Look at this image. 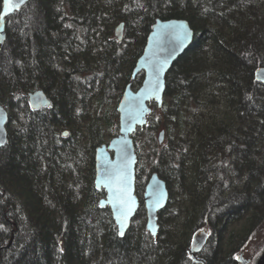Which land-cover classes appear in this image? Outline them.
<instances>
[{
  "label": "trees",
  "instance_id": "obj_1",
  "mask_svg": "<svg viewBox=\"0 0 264 264\" xmlns=\"http://www.w3.org/2000/svg\"><path fill=\"white\" fill-rule=\"evenodd\" d=\"M32 7L41 19L33 31ZM158 18L187 19L196 39L168 74L162 113L135 133L137 185L141 192L157 171L188 201L179 215L160 213L157 237L145 221L121 237L100 203L106 192L95 186V150L119 133L108 101L120 100L133 80ZM6 33L0 100L14 113L0 149V264H200L189 250L204 227L210 236L199 255L207 264L239 263L264 226V84L256 79L264 0H31L8 17ZM38 89L50 107H31ZM161 130L166 139L157 145Z\"/></svg>",
  "mask_w": 264,
  "mask_h": 264
},
{
  "label": "water",
  "instance_id": "obj_2",
  "mask_svg": "<svg viewBox=\"0 0 264 264\" xmlns=\"http://www.w3.org/2000/svg\"><path fill=\"white\" fill-rule=\"evenodd\" d=\"M31 0L21 3L2 5L0 13V47L6 39L7 19L9 16L24 9ZM187 33V36L178 34ZM126 34V22L123 21L115 28V36L123 41ZM196 39V32L190 22L184 18H158L149 33L142 55L138 58L133 80L140 73H144V80L138 89H134L133 80L127 84L118 104L119 133L109 142L98 146L95 150V186L104 189L106 196L101 199V206H109L118 227L119 235L125 237L137 216L142 202L137 194V165L139 156L134 135L139 127L149 122V116L154 111V105L162 108L166 101L168 84L167 77L179 59L184 56ZM256 79L264 84V66L256 71ZM29 102L33 109L50 107L52 100L43 90L38 89L29 94ZM10 111L0 100V149L9 139L8 124ZM69 130L63 135L68 136ZM166 130H161L158 141L163 144ZM111 172L109 177L106 173ZM123 172L126 176V215L120 212L121 204L117 199L118 183L116 176ZM146 207V228L151 235L157 237L161 228L160 213L170 202V190L167 181L157 171H153L145 186L143 195ZM209 238L204 230H198L192 240L190 254L198 263L207 264V260L199 255ZM241 264H248L249 260L243 254L239 255ZM256 264H264V250Z\"/></svg>",
  "mask_w": 264,
  "mask_h": 264
},
{
  "label": "rangeland",
  "instance_id": "obj_3",
  "mask_svg": "<svg viewBox=\"0 0 264 264\" xmlns=\"http://www.w3.org/2000/svg\"><path fill=\"white\" fill-rule=\"evenodd\" d=\"M32 13L34 14V15H31V24H32L31 28H32V31H33V29L35 27H37L38 25L41 24V19H40V16H39L40 14L38 13V11H36V8L35 7H32ZM131 52H132V49L128 50V55H131ZM143 80H144V73L138 74L136 76V78L133 80V82H134V89H138L140 87V85L142 84ZM119 101H120L119 99L118 100H114V98H113V99H110L108 101V104L107 105H110V106L112 105V106L118 107ZM168 101H169V99L166 96V102H168ZM153 105H154V108H155L153 112L157 113V115H160L162 113L161 110H162L163 107L162 108H157L155 106V104H153ZM9 111H10V113H12V112L14 113V110H9ZM118 124L120 125V120H118ZM81 126H82V124H81ZM158 133L159 132H157L156 136H158ZM110 140L111 139H108L107 142H109ZM139 143H141L142 146H143L145 144L144 139H141ZM145 145L147 146L148 144H145ZM157 145H160L159 142H158ZM146 146H143L142 148H144V150H143L144 153L147 151V154H148V151L151 148L148 149ZM147 154L145 156H143V159L142 160H143V165L146 167L145 170L147 171L149 169V171H150V170H152V169H150L152 166L150 165V160L148 159V155ZM184 168H185L184 174L186 176V179H185L184 184L189 185L191 182L190 181H187L188 174L190 173L191 168H193V167L189 163H186ZM148 179L149 178H147V180H145V183H147ZM145 183H144L143 186H141V192L138 190L139 184L137 185V194H138V196H139V198H140V200L142 202L141 208L144 207L145 208V212H146V207L144 206V199H143V195H144V191H145V186H146ZM168 187H169V190H170V202H169V205L166 208V210L168 209L169 212H166V213H163L162 214L161 217L164 220H167V219L171 218L170 217L171 216V212L172 213L177 212V214L180 213L179 212V208H178L179 204L180 205H184L188 201V199H187V197L185 195V191L182 190V188L180 187V185L178 184V182L174 178L172 179V178L169 177ZM141 208H140V210H141ZM140 210H139V212H140ZM133 221L137 225L142 224V222L145 221V225H146V222H147V214H145V216L138 215L135 220L133 219ZM179 222H181V221H179ZM240 225H241V223H239L238 225L229 226V230H232V229L238 230L239 227H240ZM263 245H264V226L262 227V231H259L256 234V237L253 238V240L251 241L250 245L246 248L247 250L244 251L243 255L245 256L246 259H248L249 261H251L252 260V256Z\"/></svg>",
  "mask_w": 264,
  "mask_h": 264
},
{
  "label": "snow or ice",
  "instance_id": "obj_4",
  "mask_svg": "<svg viewBox=\"0 0 264 264\" xmlns=\"http://www.w3.org/2000/svg\"><path fill=\"white\" fill-rule=\"evenodd\" d=\"M4 5L7 7L10 3H23L24 0H3ZM179 36H187V33H182V34H178ZM0 143H2V141H0ZM106 175H108L109 177L112 176L111 172L106 173ZM116 180L118 183V188H117V199L121 204V208H120V212L122 215H126L128 209L125 207L126 205V200L123 199V197L126 194V176L123 172H120L117 176H116Z\"/></svg>",
  "mask_w": 264,
  "mask_h": 264
},
{
  "label": "flooded vegetation",
  "instance_id": "obj_5",
  "mask_svg": "<svg viewBox=\"0 0 264 264\" xmlns=\"http://www.w3.org/2000/svg\"><path fill=\"white\" fill-rule=\"evenodd\" d=\"M227 229H228V231H229V227H227ZM200 230H204V231H206V232L209 234V236H210V230H211V229H209V227L200 228ZM208 240H209V238H208ZM238 261H239L238 264H241V263H240V260H239V256H238ZM250 263H251V261L248 262V264H250ZM200 264H202V263H200Z\"/></svg>",
  "mask_w": 264,
  "mask_h": 264
}]
</instances>
